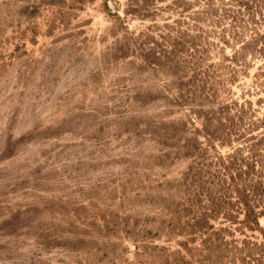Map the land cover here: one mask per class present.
<instances>
[{"label":"rangeland","instance_id":"rangeland-1","mask_svg":"<svg viewBox=\"0 0 264 264\" xmlns=\"http://www.w3.org/2000/svg\"><path fill=\"white\" fill-rule=\"evenodd\" d=\"M263 237L264 0H0V264H264Z\"/></svg>","mask_w":264,"mask_h":264},{"label":"trees","instance_id":"trees-1","mask_svg":"<svg viewBox=\"0 0 264 264\" xmlns=\"http://www.w3.org/2000/svg\"><path fill=\"white\" fill-rule=\"evenodd\" d=\"M174 2H177L178 0H173ZM255 189V187H253ZM244 205V220L248 223V227H252L254 223L257 222V216L262 215L261 212H254L253 207L250 208L249 204L245 201L241 202ZM245 222V223H246ZM264 241V237H263Z\"/></svg>","mask_w":264,"mask_h":264}]
</instances>
